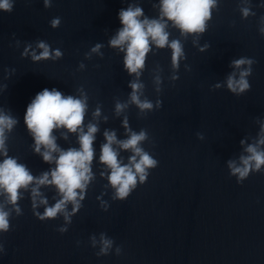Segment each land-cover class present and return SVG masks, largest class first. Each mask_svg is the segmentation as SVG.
Masks as SVG:
<instances>
[{"label":"clouds","instance_id":"1","mask_svg":"<svg viewBox=\"0 0 264 264\" xmlns=\"http://www.w3.org/2000/svg\"><path fill=\"white\" fill-rule=\"evenodd\" d=\"M52 0H44L45 8L51 7ZM153 7H157L153 5ZM158 18H149L144 14L140 6L129 5L119 10L118 16L122 27L110 39L109 44L114 49L124 53L123 65L127 73L136 79L130 81L131 92L125 102L119 100L115 103V114L120 116L129 105H135L139 109L138 115L147 117L149 112L158 110L162 101L155 102L144 96L145 85L139 80L142 70L145 68L146 57L152 51L153 46L157 49L169 48L171 50V66L173 72H177L180 61L185 59L184 45L179 38H171L169 27L179 31L180 36L187 40L193 37L195 44L207 29V22L212 17V10L217 7V0H160ZM14 8V0H0V11L11 13ZM242 16L247 18L251 13L249 7L241 9ZM53 28L61 24V18L55 17L50 21ZM259 31L264 36V17L261 18ZM31 47V46H29ZM103 47L96 44L91 52L86 54L90 58L91 53H98ZM207 47V45H206ZM41 51L37 54L32 51L34 61L56 60L63 56L59 49L52 50L50 45L44 41L37 43ZM203 50V49H201ZM25 49V53H27ZM255 59L240 57L231 62L234 69L227 76V89L240 96L251 89L248 77L252 75ZM80 69L85 65L81 63ZM173 80L179 79L177 75L172 76ZM156 91L160 92L162 78L159 75L154 77ZM215 88L222 85L217 83ZM79 96L65 95L56 88L49 90L44 88L38 92L27 105L24 114V123L34 140V151L42 156L43 161L55 164L50 171L43 172L40 176H34L29 168L19 163L17 158L8 155L6 141L7 133H10L18 123L17 119L10 113L0 109V155L4 157L0 161V195L6 197L5 203H0V233H7L10 230V217L12 211L21 215L18 200L22 198L21 190H28L31 187V201L34 216L41 222L54 220L63 216L65 226L56 229L61 234L68 231L67 224L71 223V217L81 208V201L85 197V190L94 179L92 164L95 155L94 142L96 133L99 131L98 123L89 122L85 130V116L88 110V96L81 87L78 89ZM93 118L98 119L101 115L98 107L93 112ZM107 120V117L104 118ZM125 139H118L114 130H105L103 133L105 142L100 146L99 161L108 170L106 179L114 189V200L124 201L138 187L147 182L150 171L158 166V160L145 150L143 144L149 140V133L146 129L139 132L132 130L129 126L128 117L123 119ZM66 129L69 133L78 134L79 148L62 149L57 144V137L54 130ZM67 139L66 133H61ZM198 139H204L202 133H197ZM245 141H241L244 144ZM43 149V150H42ZM121 151L131 153L127 163L121 158ZM247 155L239 157V163L235 160L228 161L230 175L236 177L237 184L242 182L253 171L260 172L264 166V123L254 143L248 144L244 150ZM104 175V173H102ZM41 186H54L60 199L52 205L41 191ZM6 204L12 205L6 209ZM71 204L69 212L67 206ZM44 206L43 212L36 209ZM92 247L99 245L97 256H107L114 246V240L105 233H101L99 240L95 236L90 237ZM5 251L0 243V253ZM122 247H115V254L121 255Z\"/></svg>","mask_w":264,"mask_h":264}]
</instances>
